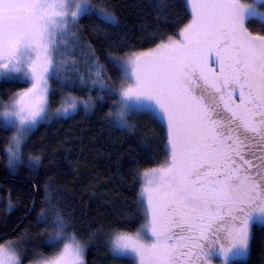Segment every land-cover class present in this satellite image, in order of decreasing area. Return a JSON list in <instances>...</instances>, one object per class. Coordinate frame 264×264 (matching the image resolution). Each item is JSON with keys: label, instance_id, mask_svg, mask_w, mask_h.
<instances>
[{"label": "snow or ice", "instance_id": "6c2138e0", "mask_svg": "<svg viewBox=\"0 0 264 264\" xmlns=\"http://www.w3.org/2000/svg\"><path fill=\"white\" fill-rule=\"evenodd\" d=\"M185 3L187 22L175 34L154 35L150 47L137 48L111 38L108 29L120 21L110 0H0V80L27 85L0 99V131L8 133L0 153L8 174L21 165L30 175L42 167L43 154L25 150L38 125L89 112L98 101L109 103L103 118L110 129L132 132L137 122L131 118L144 115L166 137V155L151 167L141 168L129 149L141 222L134 230L105 231L113 261L240 264L250 254L252 226L264 224V0ZM170 6L157 0V18ZM254 21L257 31L250 28ZM85 29L104 46V63ZM75 52L83 55L87 76L79 74ZM69 66L79 81L64 74ZM52 78L60 92L55 109ZM77 83L88 85L87 96L68 91ZM149 141L141 137L142 152L153 151ZM41 187L42 206L27 228H37L32 239L55 251L33 253L40 258L30 264H87L88 245L103 226L77 238L57 195L62 189L52 178ZM38 191L33 184L29 198ZM5 199L12 209L10 190ZM35 210L31 200L18 219ZM27 228L16 239L0 237V264H23Z\"/></svg>", "mask_w": 264, "mask_h": 264}, {"label": "trees", "instance_id": "16d2710c", "mask_svg": "<svg viewBox=\"0 0 264 264\" xmlns=\"http://www.w3.org/2000/svg\"><path fill=\"white\" fill-rule=\"evenodd\" d=\"M110 2L115 6L120 21L118 27L108 29L112 33L111 38L122 37L129 45L137 48L150 47L154 35L165 32L175 34L188 18L185 0H166L171 6L159 18L155 8L157 0ZM80 23L86 25L88 21L81 20ZM260 27L256 21L250 26L253 31ZM84 35L92 40L97 56L104 63V46L88 36L87 29ZM74 55L80 61L76 66L79 74L85 75L87 70L83 55L80 52H75ZM64 74L79 81V75L71 66ZM25 86L27 85L24 83L0 80V99ZM51 89V108H55L60 96L56 78L51 79ZM68 91L87 96L89 88L87 84L77 83L75 88ZM91 95H97L95 89L91 90ZM108 107V101H98L89 112L80 110L70 117L54 118L38 125L25 146L26 151L38 150L43 154V165L34 174L30 175L26 165H21L15 175L8 174L4 155L0 153V237L17 229L15 233L3 238L16 239L29 223L35 224L34 217L42 206L44 195L41 186L47 178H52L54 187L62 189L57 195L60 196L61 206L72 217L70 231L77 233V238L86 239L90 232L103 226L104 230L88 245L85 254L87 264H130L127 260L113 261L107 251L105 231L112 226L134 230L141 222V216L136 212L139 184L133 180L131 171L136 165L131 161L129 149L131 147L135 150L141 168L151 167L164 159L166 137L161 128L144 115H134L131 118L137 122V127L132 132L110 129L103 118ZM6 135L8 133L0 131V144ZM141 137H150L151 153L142 152L138 147ZM32 175L35 179L31 178ZM33 184L39 191L33 192L29 198V190ZM9 190L13 198L12 209L7 208L5 199ZM31 200L36 202V210L26 219H18L23 215V206ZM27 231L30 242L22 257L23 264L40 258L33 253H41L44 257L54 253L53 247L45 245L40 239H32L31 234L37 232V228H27ZM252 234L250 254L240 264H264V224H254Z\"/></svg>", "mask_w": 264, "mask_h": 264}, {"label": "rangeland", "instance_id": "374dc122", "mask_svg": "<svg viewBox=\"0 0 264 264\" xmlns=\"http://www.w3.org/2000/svg\"><path fill=\"white\" fill-rule=\"evenodd\" d=\"M94 1V0H93ZM85 76H87V71L85 72ZM49 86L51 88V79L49 80ZM26 87V86H25ZM52 109H55V108H52ZM45 257H48V256H45ZM30 264V263H29ZM213 264H218L217 261H214Z\"/></svg>", "mask_w": 264, "mask_h": 264}, {"label": "water", "instance_id": "95a60500", "mask_svg": "<svg viewBox=\"0 0 264 264\" xmlns=\"http://www.w3.org/2000/svg\"><path fill=\"white\" fill-rule=\"evenodd\" d=\"M2 238H4L5 237V235H3V236H1ZM2 239H0V241H1Z\"/></svg>", "mask_w": 264, "mask_h": 264}]
</instances>
